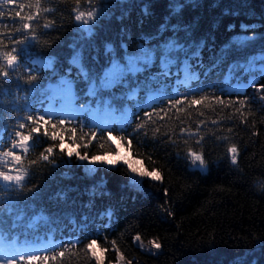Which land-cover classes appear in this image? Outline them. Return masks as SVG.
I'll use <instances>...</instances> for the list:
<instances>
[{
    "label": "trees",
    "instance_id": "trees-1",
    "mask_svg": "<svg viewBox=\"0 0 264 264\" xmlns=\"http://www.w3.org/2000/svg\"><path fill=\"white\" fill-rule=\"evenodd\" d=\"M186 2L175 15L169 4L176 0H40L52 25L40 48L65 61L79 33L75 11L98 6L93 21L98 37L92 44L98 53L108 39L124 38L135 44L143 35L151 42L178 40L188 46V53L203 41L195 57L201 62L232 38L230 54L264 50V0ZM173 25L183 30L173 31ZM253 33L255 40L236 45ZM0 40V45L6 43L4 36ZM214 97H221L223 103ZM193 98L201 103L192 104ZM76 136L81 152L117 163L68 156L60 151L58 141L50 140L31 157L36 163L28 192L51 206L87 204L99 210L110 205L119 220L106 236L81 242L54 264H98L87 247L91 240L97 241L94 247L104 264H264V91L194 94L183 105L164 109L140 138L117 135L118 146L105 134L97 133L93 139V134L77 129ZM71 142L68 131L65 143ZM53 143L57 147L49 159L55 164L41 159ZM232 145L238 148L236 164L231 161ZM190 151L204 155L207 172L190 168ZM132 166L158 171L162 179L139 176ZM133 176L141 177V186L132 182ZM33 186L37 187L30 191ZM137 234L160 243L159 251L143 250L135 241Z\"/></svg>",
    "mask_w": 264,
    "mask_h": 264
},
{
    "label": "snow or ice",
    "instance_id": "snow-or-ice-1",
    "mask_svg": "<svg viewBox=\"0 0 264 264\" xmlns=\"http://www.w3.org/2000/svg\"><path fill=\"white\" fill-rule=\"evenodd\" d=\"M9 4H17V0H7ZM79 3V0H77ZM187 5V2H181V0H176V3L169 4L171 12L175 15H179L180 11L184 9ZM19 11L15 12V17L13 19H23L27 22L23 24V29H12L11 31L0 34V36L7 35L10 38L11 44L6 47H11V51H6L3 53L2 62H0V77L4 79H10V70L11 73H15L20 64L21 55L17 52V47L22 43H25L29 39H36V33L32 31L31 21L37 19L40 15V0H35V12L32 11V5L29 3L27 5L28 12L26 15H22L26 5L24 3H19ZM145 13L147 14V6L144 8ZM5 13L0 11V18L4 17ZM88 21L94 20L96 18L93 12H88ZM85 14L81 12L75 16L77 21H84ZM87 23V22H85ZM45 27H52L51 24L45 25ZM166 27V26H162ZM180 26L173 25L172 30L176 31ZM251 27L250 25H246ZM183 30V28H180ZM85 30L89 37L92 35L91 29L85 27ZM21 32L22 35L19 38H16V33ZM26 32H31V36L24 34ZM255 33L251 36H245L243 40L236 41L237 46H244L246 42L255 40ZM2 43V40H0ZM204 42L201 41L200 45L197 47L195 52H191V55L194 57H199V49L203 47ZM188 46L184 43H181L178 40L169 39L166 42L157 44L154 46H145L144 44L140 45L139 48L133 52L128 53L127 46L121 44V49L124 52L122 57H118L115 50L111 47L106 49V55L110 57L108 65L103 69L102 74L97 76L90 75L88 70H85L84 65L81 63L83 59V50H77L72 59L69 61V64L76 66L79 69L77 73V78L82 79L86 82V90H84L83 97L88 102L86 104L79 103L80 97L77 94V82L70 75L65 74L61 75L56 80L55 84L47 83L45 86L44 80L39 76V73L45 72L46 70L55 71L56 58L54 56L41 54V59H35L33 61L34 67L26 68L24 73V83L32 91L34 96H37L38 103L43 105L44 101L47 100L49 104L59 103L66 114L85 116L88 120L93 122V116L101 112H110L113 113L112 101L111 99L106 98V95L115 96V92L120 89H127L133 83L137 85L140 84L138 77L147 76L148 79H152L153 76L159 78L161 76L165 78H171L172 68L175 67L178 63H181V55L184 54L185 49ZM191 51V50H190ZM187 59V55L184 56ZM158 68V71L153 72V68ZM243 71H251V69H244L243 65L241 66ZM71 71V70H69ZM260 74L264 76V62H262L260 67ZM19 78V77H18ZM198 78V77H197ZM255 86V85H254ZM258 91H264V84L258 86ZM135 91V90H134ZM129 99L132 98L130 95ZM217 101L223 103L221 97H214ZM173 105H179L180 100H175L172 102ZM192 104H200L201 100L193 98L191 100ZM237 112L240 111V108L236 109ZM145 115H150L145 113ZM68 120L59 119L54 122L51 116V113L45 112L41 115H28L25 118V122L20 123L17 129L14 131L13 139L10 142V146L4 151L3 155L8 158L9 169L0 171V178L9 183L14 182L15 185L22 187L23 181L25 180L24 174H12L13 172H19L23 160L24 154L28 153L31 142L35 139L36 136L44 135L50 137L54 142H59V149L62 153H66L68 156L75 155L81 160H91L93 162H107L109 165H115L117 160L109 159L106 156L93 155L89 157L86 152H81L79 150L80 145L76 144V132L77 128L72 127L71 129L67 128ZM100 126V125H99ZM102 127V126H101ZM71 132V143H65L66 132ZM183 132H187L186 129H182ZM198 131V130H197ZM188 135H195V133H187ZM109 138L113 143H116L117 137L113 136L111 132L108 133ZM92 138H95L93 134ZM129 143H131L129 141ZM75 145V147H73ZM57 145L53 143L45 149L47 154L41 153V159L43 161L55 164V160H50V156L56 150ZM231 152V161L233 164H236L238 157V148L236 145H232L229 149ZM188 156L191 160V166L197 170L204 171L206 168V160L202 153L196 151H190ZM33 164L36 161H32ZM133 173H138L139 176H148L152 177L154 180H161L162 177L158 171H148L143 168H137L132 166L131 168ZM135 177L133 178V183H135ZM37 186H33L34 191ZM171 214V213H170ZM137 241L140 240L139 236H136ZM152 245L159 249L161 247L160 243L153 240ZM97 244L96 240H91L87 245L89 249L92 250V255L96 257L98 264H104V259L102 255L98 254L95 245ZM64 253L61 252L60 256H63ZM17 259L23 261L24 256L7 258H0V264H16ZM41 258L38 256H28L27 260L29 264H32L34 261H38ZM45 261L48 260V257H43ZM55 259V257H53Z\"/></svg>",
    "mask_w": 264,
    "mask_h": 264
},
{
    "label": "rangeland",
    "instance_id": "rangeland-1",
    "mask_svg": "<svg viewBox=\"0 0 264 264\" xmlns=\"http://www.w3.org/2000/svg\"><path fill=\"white\" fill-rule=\"evenodd\" d=\"M121 152V151H120ZM121 153H123V152H121ZM135 177V183L134 184H138V185H140L141 184V177H136V176H133L132 177V182H133V178ZM136 236H139L140 237V240L139 241H137L136 239H135V241H136V243L139 245V246H141L142 247V249L143 250H145V251H147V252H155V253H157L158 251H159V249H156L153 245H152V243L151 242H147L145 239H143L142 237H141V235L140 234H137ZM135 236V237H136ZM120 264H125L124 263V261H121L120 262Z\"/></svg>",
    "mask_w": 264,
    "mask_h": 264
},
{
    "label": "bare ground",
    "instance_id": "bare-ground-1",
    "mask_svg": "<svg viewBox=\"0 0 264 264\" xmlns=\"http://www.w3.org/2000/svg\"><path fill=\"white\" fill-rule=\"evenodd\" d=\"M149 32H151V30H149ZM144 33H146V31H144ZM4 44H7V43H4Z\"/></svg>",
    "mask_w": 264,
    "mask_h": 264
}]
</instances>
